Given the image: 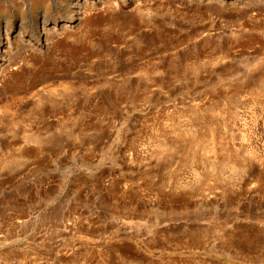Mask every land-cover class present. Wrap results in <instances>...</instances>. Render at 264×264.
<instances>
[{
  "label": "rangeland",
  "instance_id": "374dc122",
  "mask_svg": "<svg viewBox=\"0 0 264 264\" xmlns=\"http://www.w3.org/2000/svg\"><path fill=\"white\" fill-rule=\"evenodd\" d=\"M208 5L0 0V264H264V0Z\"/></svg>",
  "mask_w": 264,
  "mask_h": 264
},
{
  "label": "bare ground",
  "instance_id": "6f19581e",
  "mask_svg": "<svg viewBox=\"0 0 264 264\" xmlns=\"http://www.w3.org/2000/svg\"><path fill=\"white\" fill-rule=\"evenodd\" d=\"M200 0H198V2H199ZM210 5H208L207 7H212V4H214V2L216 1V2H218V3H221L222 2V0H206ZM118 2V1H117ZM115 3V2H114ZM140 6V5H139ZM145 6V5H144ZM136 9H137V6H136ZM148 9V8H147ZM145 11H147V10H145ZM55 25H53L52 27H54ZM5 31V30H4ZM44 31V30H43ZM8 35V34H7ZM6 40H8L7 39V37H6ZM215 59V58H214ZM216 61V60H215ZM214 61V62H215ZM201 62V61H200ZM213 61H212V63H214ZM248 62H250V61H248ZM245 63V62H244ZM242 64V63H241ZM45 88V87H44ZM43 88V89H44ZM49 91V90H48ZM50 93V92H49ZM30 134V133H29ZM209 135V134H208ZM29 136V135H28ZM209 137H210V135H209ZM211 138V137H210ZM207 140V139H206ZM206 145V144H205ZM205 148V147H204ZM225 157V156H224ZM225 163V162H224ZM228 164V163H227ZM223 165V164H222ZM232 165V164H231ZM202 184V183H201ZM200 186V185H199Z\"/></svg>",
  "mask_w": 264,
  "mask_h": 264
}]
</instances>
